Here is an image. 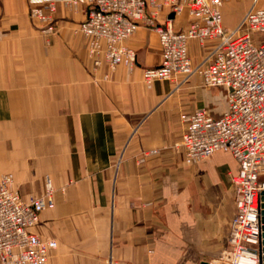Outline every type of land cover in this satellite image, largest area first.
I'll return each instance as SVG.
<instances>
[{"label":"crops","instance_id":"1","mask_svg":"<svg viewBox=\"0 0 264 264\" xmlns=\"http://www.w3.org/2000/svg\"><path fill=\"white\" fill-rule=\"evenodd\" d=\"M45 4L0 0V175L12 173L27 199L51 178L55 205L33 229L57 240L47 264H221L239 164L225 150L187 163L181 141L184 113L207 105L219 115L227 96L198 74L149 85L143 68L162 54L147 26L127 40L137 66L95 67L80 30L87 6L55 0L47 34L30 14ZM253 4L264 0L227 1L224 26L236 27ZM189 22L187 11L172 18L175 29ZM215 45L189 40L193 62Z\"/></svg>","mask_w":264,"mask_h":264},{"label":"built area","instance_id":"2","mask_svg":"<svg viewBox=\"0 0 264 264\" xmlns=\"http://www.w3.org/2000/svg\"><path fill=\"white\" fill-rule=\"evenodd\" d=\"M31 8L44 33L55 32V0ZM85 4L80 30L95 67L106 61L111 69L137 66V51L127 43L141 26L157 32L162 59L143 68L144 80L198 74L205 87H224L227 108L213 115L206 107L184 113L187 122L181 144L187 163H198L218 150L229 151L239 164L231 175L236 212L221 264H260L261 191L264 189V7L253 4L239 24L227 29L222 7L229 0H66ZM188 12L189 24L175 29L172 18ZM164 15L163 18L161 16ZM191 39L216 45L200 62L188 50ZM180 82V83H182ZM42 195L28 199L15 187L12 173L0 175V264H47L57 247L54 238H43L33 229L41 212L54 207L53 184L46 178ZM150 264H164L153 262Z\"/></svg>","mask_w":264,"mask_h":264},{"label":"water","instance_id":"3","mask_svg":"<svg viewBox=\"0 0 264 264\" xmlns=\"http://www.w3.org/2000/svg\"><path fill=\"white\" fill-rule=\"evenodd\" d=\"M174 17V13L170 14V18ZM261 239L259 242V255H260V264H264V189L261 191ZM207 264V263H203Z\"/></svg>","mask_w":264,"mask_h":264},{"label":"rangeland","instance_id":"4","mask_svg":"<svg viewBox=\"0 0 264 264\" xmlns=\"http://www.w3.org/2000/svg\"><path fill=\"white\" fill-rule=\"evenodd\" d=\"M199 78H200V76H199ZM201 83H202V82H201V78H200V84H201ZM218 89H219V91H220L222 97H223L224 100H225V98H226V89H225L224 87L219 86V87H214V88H213V91L216 92V91H218ZM204 107L207 108V105H205Z\"/></svg>","mask_w":264,"mask_h":264}]
</instances>
